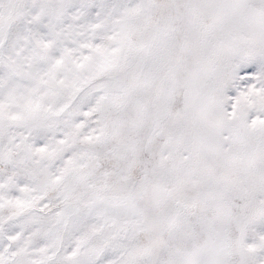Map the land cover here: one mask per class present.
<instances>
[{
	"label": "snow or ice",
	"instance_id": "snow-or-ice-1",
	"mask_svg": "<svg viewBox=\"0 0 264 264\" xmlns=\"http://www.w3.org/2000/svg\"><path fill=\"white\" fill-rule=\"evenodd\" d=\"M0 264H264V0H0Z\"/></svg>",
	"mask_w": 264,
	"mask_h": 264
}]
</instances>
